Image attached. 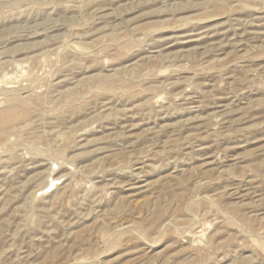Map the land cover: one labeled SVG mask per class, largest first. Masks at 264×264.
Listing matches in <instances>:
<instances>
[{
  "label": "rangeland",
  "instance_id": "374dc122",
  "mask_svg": "<svg viewBox=\"0 0 264 264\" xmlns=\"http://www.w3.org/2000/svg\"><path fill=\"white\" fill-rule=\"evenodd\" d=\"M0 264H264V0H0Z\"/></svg>",
  "mask_w": 264,
  "mask_h": 264
}]
</instances>
